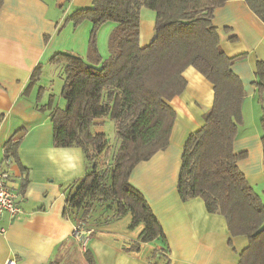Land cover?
<instances>
[{"label":"crops","instance_id":"0c3cea01","mask_svg":"<svg viewBox=\"0 0 264 264\" xmlns=\"http://www.w3.org/2000/svg\"><path fill=\"white\" fill-rule=\"evenodd\" d=\"M92 1L1 0L0 163L5 158V143L9 139L18 142L16 156H9V186L17 194L22 212L13 219L8 215L0 219L4 229L0 233V264H47L57 260L65 244L74 240L72 231L79 214L66 217L63 209L72 186L86 173L83 153L78 147L53 145L49 112L57 106L54 101L48 105L44 88L40 93L36 85L26 89L37 65L42 68L38 80L56 65L49 62L56 53L87 57L91 22L84 20L74 27L64 20L72 11L90 7ZM154 19V12L141 8L142 47L154 37ZM212 24L227 56L245 54L231 66L245 91L233 151L245 154L237 166L263 197L264 189H258L264 187V132L254 81L256 62H264V23L243 0H229L215 9ZM183 77L184 90L170 101L175 120L167 147L139 162L129 176V183L146 200L166 240L156 238L142 243L137 251H127L136 240L120 222L127 214L104 223L92 212L83 227L87 240L81 250H90L96 264H238V254L247 245L246 237L230 236L224 217L208 213L201 198L182 201L178 195L184 143L190 133L202 127L214 96L212 84L195 68L187 67Z\"/></svg>","mask_w":264,"mask_h":264},{"label":"trees","instance_id":"16d2710c","mask_svg":"<svg viewBox=\"0 0 264 264\" xmlns=\"http://www.w3.org/2000/svg\"><path fill=\"white\" fill-rule=\"evenodd\" d=\"M227 1L93 0L90 7L76 9L65 18L64 24L76 26L84 20L92 24L85 59L58 52L49 60L61 64V96L65 100L64 108L50 107L53 145L78 147L85 161L86 173L72 186L63 209L66 217L79 214L75 226L82 231L92 212L104 223L130 214V227H143L127 251H137L142 243L156 238L166 240L146 200L129 183V176L139 162L167 147L175 120L170 101L184 90L183 72L191 66L212 84L214 96L202 127L190 133L184 143L178 195L182 201L201 198L208 213L224 217L231 237H246L238 264H264V196L253 189L237 166L245 154L233 151L245 91L231 66L245 54L227 56L212 24L215 9ZM243 1L264 23V0ZM141 8L155 14L154 37L143 47L139 45ZM108 21L117 26L109 37V56L100 61L95 33ZM41 69L40 64L34 68L26 91L38 80ZM254 84L264 132L262 61L256 62ZM52 102L50 96L48 105ZM107 115L118 140L109 172L99 163L107 149L106 136L92 130L94 121ZM261 143L264 163V134ZM17 145L9 139L3 147L4 156H16ZM104 203L106 206H101ZM107 205H113L109 211ZM83 257L87 264H96L90 250L85 249Z\"/></svg>","mask_w":264,"mask_h":264},{"label":"rangeland","instance_id":"374dc122","mask_svg":"<svg viewBox=\"0 0 264 264\" xmlns=\"http://www.w3.org/2000/svg\"><path fill=\"white\" fill-rule=\"evenodd\" d=\"M144 9L146 10V12L153 14L152 10L148 8H144ZM78 25L76 26L73 25V26L77 27ZM116 26H117L116 23L112 21H108L103 23L101 26H99L95 33L96 47L101 57L100 61H105L109 56L108 41L111 32L116 28ZM90 31L88 32V40L90 37ZM87 50H88V41H87ZM34 85L37 86L36 91H38L41 88L42 89L44 88L48 96L53 97V101L55 102L53 103L54 106H57L58 108L65 107V100L61 96V90L63 86V74H62L61 64L52 65L50 69L40 77V80H36ZM94 122L95 124H93L92 130L95 132L104 133L107 139V149L99 157V163L101 169H105V171L109 172L112 164L111 158L118 146V140L115 135L114 123L108 115L99 118ZM263 189L264 187L260 185V188L258 190L263 192ZM101 206H106V203L101 204ZM112 206L113 205H107V211H109L112 208ZM122 218L125 219H121L122 221L120 222H124V227L126 225L127 229L131 232V234L133 233L137 239L139 233L142 230L143 227L142 224H138L134 227H130V221H131L130 214H127L126 217H122ZM119 226H123V223L122 225L120 224ZM81 249H82L81 242L77 241L76 239L69 240L57 256L58 264L86 263Z\"/></svg>","mask_w":264,"mask_h":264},{"label":"built area","instance_id":"2783aa9c","mask_svg":"<svg viewBox=\"0 0 264 264\" xmlns=\"http://www.w3.org/2000/svg\"><path fill=\"white\" fill-rule=\"evenodd\" d=\"M10 160L9 156H6L0 163V219L4 215H8L10 219L18 216L22 210L18 203V197L15 192L9 186L10 180ZM4 229L0 226V233H3ZM85 232L75 226L72 231V236L77 241L81 242L82 247L86 243ZM8 263V261H7ZM13 262L11 261L10 264Z\"/></svg>","mask_w":264,"mask_h":264}]
</instances>
